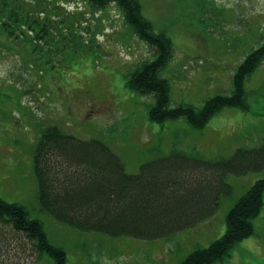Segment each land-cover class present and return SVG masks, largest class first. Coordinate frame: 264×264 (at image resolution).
Here are the masks:
<instances>
[{
	"label": "rangeland",
	"instance_id": "rangeland-1",
	"mask_svg": "<svg viewBox=\"0 0 264 264\" xmlns=\"http://www.w3.org/2000/svg\"><path fill=\"white\" fill-rule=\"evenodd\" d=\"M55 1L66 8L62 14L81 16L62 19L57 31L55 21H49L39 43L22 39L11 20L6 22L11 33L0 25V197L25 206L39 219L68 264H179L225 232L228 211L263 176L264 167L224 173L229 190L216 196L214 214L192 227L154 239L112 237L77 230L40 210L34 144L41 130L54 125L78 140L107 144L130 174L172 150L204 161L233 158L239 148L251 149L264 141V60L245 80L246 108L226 107L200 128L184 117L153 122L148 117L153 96L125 87L130 71L138 61L150 59L152 51L127 27L121 9L111 3L96 11L81 0ZM139 4L144 17L172 42L174 52L161 71L170 84L168 106L198 107L216 94L232 96L238 65L264 43V0ZM34 19L43 20L39 14ZM79 33L86 42L77 38ZM37 44L38 51L32 49ZM262 201L253 235L213 264H264V191ZM54 263L52 256L39 255L24 236L0 221V264Z\"/></svg>",
	"mask_w": 264,
	"mask_h": 264
},
{
	"label": "trees",
	"instance_id": "trees-1",
	"mask_svg": "<svg viewBox=\"0 0 264 264\" xmlns=\"http://www.w3.org/2000/svg\"><path fill=\"white\" fill-rule=\"evenodd\" d=\"M81 1L96 11L111 3L116 5L130 31L150 47L151 58L130 71L125 87L153 96V104L148 110V117L153 122L184 117L189 124L200 128L226 107L246 108L244 83L263 61L264 43L248 53L238 65L232 82L231 95L235 99L216 94L198 107L192 104L168 106L170 84L161 71L170 60L172 42L144 17L139 0ZM55 2L0 0V25L6 30V22L11 20L18 24L24 35L22 39L39 43L46 37L49 21H55L53 26L57 31L62 19L73 15L79 19L81 16L79 12L62 14L66 8ZM38 14L43 20L36 24L34 18ZM11 31L8 28V32ZM76 36L81 42L85 41L80 33ZM37 46L41 48V44H37L32 49L37 50ZM76 51L80 49L77 47ZM106 145L97 139L78 140L54 125L41 130L32 154L40 210L80 231L102 232L112 237H166L192 227L203 216L214 214L216 196L229 190L226 185L228 175L224 173L235 175L264 167V141L251 149L239 148L233 158L210 161L172 150L167 156L141 164L135 174L127 173L119 156ZM263 191L264 173L228 211L225 232L208 246L194 249L179 264H213L228 256L237 242L253 235V219L262 208ZM29 214L25 206L0 197L2 223L12 232L24 236L39 255L49 254L54 258V264H68L61 247L48 240L41 221Z\"/></svg>",
	"mask_w": 264,
	"mask_h": 264
}]
</instances>
